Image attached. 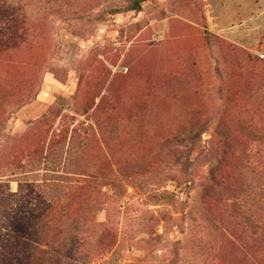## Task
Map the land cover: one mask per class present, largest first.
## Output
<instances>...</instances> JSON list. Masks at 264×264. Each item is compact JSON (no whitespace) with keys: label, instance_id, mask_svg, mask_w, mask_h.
<instances>
[{"label":"rangeland","instance_id":"1","mask_svg":"<svg viewBox=\"0 0 264 264\" xmlns=\"http://www.w3.org/2000/svg\"><path fill=\"white\" fill-rule=\"evenodd\" d=\"M7 1L0 236L49 204L61 264H264V0Z\"/></svg>","mask_w":264,"mask_h":264},{"label":"trees","instance_id":"2","mask_svg":"<svg viewBox=\"0 0 264 264\" xmlns=\"http://www.w3.org/2000/svg\"><path fill=\"white\" fill-rule=\"evenodd\" d=\"M131 3L127 7V10H139L144 0H130ZM13 8V7H12ZM10 5L7 0H0V17L6 18V14L9 12ZM15 15V21L20 19L21 8L13 9ZM13 15V17H14ZM12 25L6 21L0 19V49L5 48L7 34L10 33L11 27L14 26V30H19V25L15 22H11ZM58 207L47 205L43 210L44 220L48 221L42 223V225L36 224L34 230L36 233L35 239L30 238L28 235H18L14 233L13 236L1 233L0 236V264H61V237L55 235L56 228L53 225V220L57 215H61ZM14 222H3L0 224V230L6 231L9 227H14ZM22 232V229L19 228ZM21 234V233H20ZM4 235V236H3ZM30 238L31 240H29Z\"/></svg>","mask_w":264,"mask_h":264},{"label":"crops","instance_id":"3","mask_svg":"<svg viewBox=\"0 0 264 264\" xmlns=\"http://www.w3.org/2000/svg\"><path fill=\"white\" fill-rule=\"evenodd\" d=\"M243 1H252L253 0H217V6L219 7H222V6H226V7H229V8H232L234 6H239V4L241 5H245L243 3ZM224 2V3H222ZM217 7V9H218Z\"/></svg>","mask_w":264,"mask_h":264}]
</instances>
